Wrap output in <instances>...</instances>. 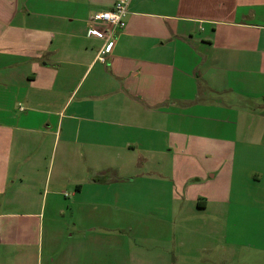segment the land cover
<instances>
[{"label":"crops","instance_id":"0c3cea01","mask_svg":"<svg viewBox=\"0 0 264 264\" xmlns=\"http://www.w3.org/2000/svg\"><path fill=\"white\" fill-rule=\"evenodd\" d=\"M116 1L0 0V264H233L222 228L264 193V0H130L102 63Z\"/></svg>","mask_w":264,"mask_h":264},{"label":"rangeland","instance_id":"374dc122","mask_svg":"<svg viewBox=\"0 0 264 264\" xmlns=\"http://www.w3.org/2000/svg\"><path fill=\"white\" fill-rule=\"evenodd\" d=\"M252 192L250 189V193H243L246 199L242 200L247 202L246 205L254 206L237 211L236 218L230 219L229 227L222 228V236L228 234L229 250L235 259L233 264H264V193Z\"/></svg>","mask_w":264,"mask_h":264},{"label":"built area","instance_id":"2783aa9c","mask_svg":"<svg viewBox=\"0 0 264 264\" xmlns=\"http://www.w3.org/2000/svg\"><path fill=\"white\" fill-rule=\"evenodd\" d=\"M129 3L130 0H118L111 8L93 13L88 36L102 40L96 57L102 63H106L111 56L118 32L126 25Z\"/></svg>","mask_w":264,"mask_h":264}]
</instances>
